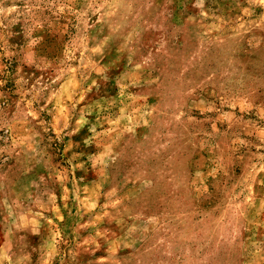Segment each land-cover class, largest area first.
<instances>
[{
	"label": "rangeland",
	"instance_id": "rangeland-1",
	"mask_svg": "<svg viewBox=\"0 0 264 264\" xmlns=\"http://www.w3.org/2000/svg\"><path fill=\"white\" fill-rule=\"evenodd\" d=\"M0 264H264V0H0Z\"/></svg>",
	"mask_w": 264,
	"mask_h": 264
}]
</instances>
